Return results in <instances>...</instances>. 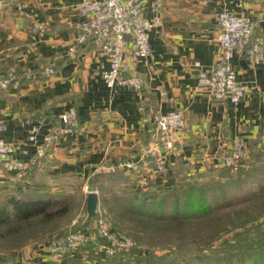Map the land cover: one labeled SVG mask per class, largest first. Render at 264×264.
Wrapping results in <instances>:
<instances>
[{
	"label": "crops",
	"instance_id": "0c3cea01",
	"mask_svg": "<svg viewBox=\"0 0 264 264\" xmlns=\"http://www.w3.org/2000/svg\"><path fill=\"white\" fill-rule=\"evenodd\" d=\"M79 1L0 0V70L25 68L32 75L21 87L0 91V138L18 146V158L28 159L36 149L28 140L31 129H38L41 142L71 108L85 127L63 134L52 159L42 160L23 181L0 165V197L19 198L30 188L68 190L61 180L72 178L88 185L97 171L136 158L151 146L156 115L173 110L183 113L186 129L171 158L168 180L146 174L151 187L175 184L182 166L187 174L220 172L221 156L236 143L244 147L245 164L257 160L256 154L263 162L264 62L252 65L239 53L232 58L237 80L246 85L237 104L211 96L200 75L218 59L219 13L247 15L255 34L264 39V0H143L152 24L151 55L129 59V74L143 79L140 90L109 87L102 76L108 63L92 45L70 50L82 19L76 11ZM48 65L53 74H45Z\"/></svg>",
	"mask_w": 264,
	"mask_h": 264
},
{
	"label": "rangeland",
	"instance_id": "374dc122",
	"mask_svg": "<svg viewBox=\"0 0 264 264\" xmlns=\"http://www.w3.org/2000/svg\"><path fill=\"white\" fill-rule=\"evenodd\" d=\"M221 172L210 169L190 173V179L157 189L143 188L138 178L122 169H102L95 173L102 174L98 181L88 182L87 193L98 194V205L94 221L85 225L88 210L84 180H61L68 190H51L70 194L66 197L73 200V209L49 230L31 229L17 221L15 229L0 225V263L74 264L83 258L85 264H100L111 256L122 259L111 264H223L228 256L231 264L232 258L239 256L249 260L247 247L258 250L264 245V160L257 158L238 171L224 167ZM185 191L190 194L189 202L184 198ZM10 196L0 197V213L11 212ZM203 197L209 200V208H203ZM184 202L188 203L189 215ZM191 204L201 209L194 211ZM80 214L84 219H79ZM101 218L121 236L120 245L100 235L96 223ZM86 226L95 239L67 253L65 261L63 252L50 256L44 251L49 242ZM125 239L133 245H126ZM102 246L111 247L113 252L100 251Z\"/></svg>",
	"mask_w": 264,
	"mask_h": 264
},
{
	"label": "built area",
	"instance_id": "2783aa9c",
	"mask_svg": "<svg viewBox=\"0 0 264 264\" xmlns=\"http://www.w3.org/2000/svg\"><path fill=\"white\" fill-rule=\"evenodd\" d=\"M151 7H156V4ZM76 11L82 19L77 24L79 33L70 50L74 51L82 45H92L108 63L102 76L109 87L125 85L140 90L143 87V79L138 75L129 74V59L146 60L151 55L149 31L152 24L146 17V4L143 0H80L76 5ZM218 24L221 29L218 59L210 72L201 73L200 82L215 99L229 100L237 104L246 95V85L237 80L232 58L239 53L252 65L263 63L264 39L255 34V23L245 14L223 10L218 15ZM44 71L45 74H53L54 68L48 65ZM31 76V72L25 68L22 73L2 74L0 91L21 87L25 79ZM154 121L151 146L145 147L136 158L123 159L103 169H122L132 173L143 188H156L151 187L150 179L146 177L147 173L166 182L171 158L177 144L183 139L186 124L184 115L179 110L158 113ZM84 129L77 109H68L59 116L57 123H52L41 142L37 139L38 129H31L28 140L36 145V149L28 159L18 158L16 156L18 146L0 138V165L14 175L15 179L23 181L42 160L52 159L53 149L63 134ZM244 159V147L241 143H236L231 150L221 156L220 163L232 171H238L245 166ZM84 188L87 191L88 185ZM159 188L164 187H157ZM79 219H83V215L80 214ZM96 226L100 235L108 238L113 244L120 245L121 236L113 232L108 221L101 218ZM94 239L95 235L86 226L49 242L44 251L50 256L63 252L62 260L65 261L67 253L78 251ZM125 243L133 245L128 239H125ZM99 250L113 252L109 246H102Z\"/></svg>",
	"mask_w": 264,
	"mask_h": 264
},
{
	"label": "trees",
	"instance_id": "16d2710c",
	"mask_svg": "<svg viewBox=\"0 0 264 264\" xmlns=\"http://www.w3.org/2000/svg\"><path fill=\"white\" fill-rule=\"evenodd\" d=\"M9 72L13 71H7V70H0V75L7 74ZM16 73H22V70ZM37 77V73H34V77ZM27 79L23 82L26 83ZM34 80V79H33ZM40 117V116H35ZM42 117V115H41ZM257 158H261L260 154L254 155ZM187 167L182 166L179 169H177V182L179 180L184 179H190L188 178V174L186 171ZM221 172V171H220ZM218 172V174L220 173ZM223 172V171H222ZM222 172L220 174H222ZM242 176L245 174V172H239ZM102 176L101 173L92 175L89 178V183L93 184L94 182L98 181L99 177ZM182 176V177H181ZM176 182V183H177ZM178 185V184H177ZM81 185L79 186V188ZM147 194V192H146ZM150 194V193H149ZM59 195H63V197L67 198L64 199L60 197ZM66 196H71L70 194L63 193L58 194V192H53L51 188H44L41 190L36 189H26L20 192L19 198H11L10 202L13 204L12 210L9 214H2L0 213V225H7V228H14V224L17 222L21 223V225H27L31 229L38 230L39 228H42L43 230H49V228L53 229L56 226V221L63 216H65L70 210L73 209L72 202L73 200L71 198H68ZM184 198L188 199V202L190 200V194L189 192L185 191ZM203 208H209L210 203L209 200L206 197H203ZM140 203V202H139ZM76 205V202H75ZM190 208V207H189ZM191 208L194 211H198L201 209V207H198L195 209V207L191 204ZM86 210H87V200H86ZM184 210L186 215H189L190 211L188 209V203L184 202ZM201 213L199 211L197 214ZM84 219V218H83ZM93 220L91 217L85 218L84 224H90ZM82 228V227H81ZM15 229V228H14ZM18 230V229H16ZM264 248V245H263ZM262 246L258 247V250H253L252 246L247 247V257L249 260H245L246 256H239L237 259H233V264H264V249ZM231 256H228L225 258L223 264H231L230 260ZM74 264H85L83 261H81L82 258H78ZM113 261H122V259L117 257H109L106 260L100 261V264H111ZM1 264V263H0ZM128 264H130L128 262Z\"/></svg>",
	"mask_w": 264,
	"mask_h": 264
},
{
	"label": "water",
	"instance_id": "95a60500",
	"mask_svg": "<svg viewBox=\"0 0 264 264\" xmlns=\"http://www.w3.org/2000/svg\"><path fill=\"white\" fill-rule=\"evenodd\" d=\"M98 205V194L96 192H90L87 197V210L88 217H94Z\"/></svg>",
	"mask_w": 264,
	"mask_h": 264
}]
</instances>
